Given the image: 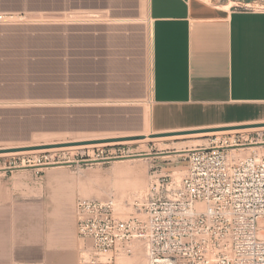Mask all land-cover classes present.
I'll return each instance as SVG.
<instances>
[{
  "label": "rangeland",
  "instance_id": "rangeland-1",
  "mask_svg": "<svg viewBox=\"0 0 264 264\" xmlns=\"http://www.w3.org/2000/svg\"><path fill=\"white\" fill-rule=\"evenodd\" d=\"M87 1L48 4V13L40 17L32 7L36 12L0 23V148L155 133L150 127L147 0ZM210 137H171L145 145L115 142L109 146L121 149L123 156L89 166L77 162L76 154L83 149L93 153L94 146L55 145V150L0 155V187L9 193L0 199V221L8 228L6 248L13 242L16 252H29V260L79 264L81 249L90 246L77 233L79 198H114L118 214L129 217L136 213L134 203L146 193L154 170L169 171L181 180L187 150L208 144ZM143 154L147 159L138 163L143 184L119 197L116 188L125 186L129 177L112 175V165ZM25 155H43L52 163L23 166ZM10 162L13 168L6 169ZM50 171H58L57 181L48 182ZM86 173H92L93 181L79 182ZM140 244L117 264L128 263L141 250L148 264Z\"/></svg>",
  "mask_w": 264,
  "mask_h": 264
},
{
  "label": "built area",
  "instance_id": "built-area-1",
  "mask_svg": "<svg viewBox=\"0 0 264 264\" xmlns=\"http://www.w3.org/2000/svg\"><path fill=\"white\" fill-rule=\"evenodd\" d=\"M14 16L0 12V23ZM244 129L216 130L208 144L189 148L179 181L169 171L154 170L129 217L118 214L114 198H79L77 233L90 242L81 249L79 264H117L137 243L148 264H264V129ZM116 149L96 144L93 153L78 152L77 162L89 166L123 156ZM46 159L25 155L22 165L52 163Z\"/></svg>",
  "mask_w": 264,
  "mask_h": 264
},
{
  "label": "crops",
  "instance_id": "crops-1",
  "mask_svg": "<svg viewBox=\"0 0 264 264\" xmlns=\"http://www.w3.org/2000/svg\"><path fill=\"white\" fill-rule=\"evenodd\" d=\"M61 1L0 0V12L25 17L33 7L40 17ZM147 13L154 132L264 122V0H147ZM8 194L0 187V199ZM7 230L0 221V264L29 260L16 243L6 248Z\"/></svg>",
  "mask_w": 264,
  "mask_h": 264
},
{
  "label": "bare ground",
  "instance_id": "bare-ground-1",
  "mask_svg": "<svg viewBox=\"0 0 264 264\" xmlns=\"http://www.w3.org/2000/svg\"><path fill=\"white\" fill-rule=\"evenodd\" d=\"M235 3H236L235 1H230V2H228L226 4H224V7L225 8H230V6L233 5V4H235ZM253 123H255V122H253ZM252 126L253 125L246 126V127H244L245 128L244 130H260V129H264V125H256V127H252ZM150 127H151V124H150ZM234 128H239V127H234ZM151 130H153V129H151ZM219 130H221V129H219ZM216 133H218V131H216V130H210V131L199 132V133H186V134H178V135H170V136H160V137H158V136H152L151 134H154V133L151 131V133L133 134L131 136H125V139H122V140H119V141H111V142H107V143H104V142L101 143V142H99V143L69 144L70 146H65L64 148L65 149H74V148H81V147L96 146V144H113L115 142H118V143H139L141 145H145L146 142H149V141H155L156 142V140H162L164 138H169L170 139L171 137H183V136H193V135H210L211 136V135H214ZM103 138H108V137H103ZM71 142H73V141H71ZM164 142H165V140H164ZM58 148H60V147H58ZM64 148H60V149H64ZM55 149H57V148H53V146L47 148V150H55ZM180 151H184V150H178L177 152H180ZM34 152H39V151H33V152H30V151H22V152H20L19 151L17 153H34ZM14 153H16V152L0 153V155H6L7 156L9 154H14ZM143 155H145V156L134 157V158H130V159H125L126 161H120V160L119 161H115L114 164L112 165V167H111V169L109 171L112 175H117L116 177H119V174H122L123 173V175H124V173H126V175L129 177V178L126 177L128 180H127V184L125 186H118L116 188V192L118 193L119 197L122 198L124 196V194H125V191H127L128 189L140 187L143 184V181H142V179H141V177L139 175L140 173H138V168H140V167H138L139 166L138 163L147 159V156H146L147 154H143ZM140 165H142V164L140 163ZM143 165H144V163H143ZM140 171L141 170H139V172ZM184 173H185V170H184ZM175 174L177 176V179H179L180 176H181L180 170H177L175 172ZM92 177H93L92 173H87L86 174V177H85V180L84 179L83 180L84 181L92 180ZM95 177H96V175H95ZM112 177H115V176H112ZM124 179H125V177H124ZM92 181H90V182H92ZM95 184H96V182H95ZM99 195L101 196V194H99ZM138 247H139V245H138ZM141 247H143V245ZM141 247H139V248H141ZM145 253H146V251H145ZM143 254L144 253L141 250V251L138 252V254L136 253V256L135 257H133L132 259H130L131 263L129 261L128 263H124L123 262L121 264H147L144 261V259H143V257H144Z\"/></svg>",
  "mask_w": 264,
  "mask_h": 264
},
{
  "label": "water",
  "instance_id": "water-1",
  "mask_svg": "<svg viewBox=\"0 0 264 264\" xmlns=\"http://www.w3.org/2000/svg\"><path fill=\"white\" fill-rule=\"evenodd\" d=\"M249 125H264V122L252 123V124H240V125H236V126H225V127H218V128H202V129H196V130L175 131V132H156V133L151 134V135L152 136H158V137L170 136V135H178V134H186V133H199V132H205V131L217 130V129L218 130L219 129L224 130V129H229V128H233V127H246ZM122 139H125V136L88 139V140H80V141H73V142L54 143V144H39V145L18 146V147H10V148H0V153L46 149L50 146H55V145L99 143V142L107 143V142H111V141H119Z\"/></svg>",
  "mask_w": 264,
  "mask_h": 264
}]
</instances>
